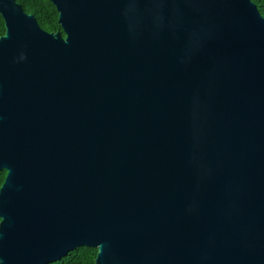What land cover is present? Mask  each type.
Instances as JSON below:
<instances>
[{
	"label": "water",
	"instance_id": "obj_1",
	"mask_svg": "<svg viewBox=\"0 0 264 264\" xmlns=\"http://www.w3.org/2000/svg\"><path fill=\"white\" fill-rule=\"evenodd\" d=\"M0 0V264H264V16L252 0Z\"/></svg>",
	"mask_w": 264,
	"mask_h": 264
},
{
	"label": "trees",
	"instance_id": "obj_2",
	"mask_svg": "<svg viewBox=\"0 0 264 264\" xmlns=\"http://www.w3.org/2000/svg\"><path fill=\"white\" fill-rule=\"evenodd\" d=\"M27 13L36 16L39 24L47 31L61 30L62 27L58 21L59 13L56 6L50 0H18ZM257 6L261 14L264 16V0H252ZM5 22L0 14V36L5 33ZM7 171H0V188L5 181ZM98 249L94 247L80 246L70 251L60 260L50 264H95Z\"/></svg>",
	"mask_w": 264,
	"mask_h": 264
},
{
	"label": "flooded vegetation",
	"instance_id": "obj_3",
	"mask_svg": "<svg viewBox=\"0 0 264 264\" xmlns=\"http://www.w3.org/2000/svg\"><path fill=\"white\" fill-rule=\"evenodd\" d=\"M63 35H65V34H63Z\"/></svg>",
	"mask_w": 264,
	"mask_h": 264
}]
</instances>
